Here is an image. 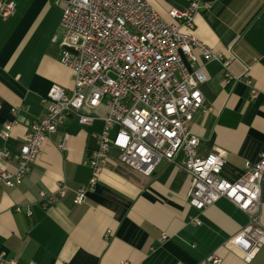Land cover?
Listing matches in <instances>:
<instances>
[{
	"label": "crops",
	"instance_id": "crops-1",
	"mask_svg": "<svg viewBox=\"0 0 264 264\" xmlns=\"http://www.w3.org/2000/svg\"><path fill=\"white\" fill-rule=\"evenodd\" d=\"M11 1L15 12L0 15V133L16 124L8 140L0 135V151L11 152L9 159L0 156V165L14 172L25 134L46 113L44 98L53 85L71 92L74 73L59 61L66 0ZM147 1L173 22L169 11L186 9L191 0ZM195 35L230 61L233 81L226 83L219 61L205 66L203 94L213 111L198 112L191 131L200 139V156L216 148L225 151L222 176L236 181L245 163L257 162L264 153V0H212L211 8L195 18ZM105 112L100 108L98 117ZM102 128L100 119L88 126L69 119L46 141L21 185L10 188L0 182V253L17 264H202L211 255L219 256L221 264H264V247L246 263L226 246L249 220L235 204L220 199L204 211L189 205L191 178L179 166L183 153L178 164L162 163L150 177L111 160L85 204H76L69 193L43 209L41 191L55 193L61 182L73 188L89 183L93 135ZM65 133L70 137L61 150ZM192 218L202 224H193Z\"/></svg>",
	"mask_w": 264,
	"mask_h": 264
},
{
	"label": "built area",
	"instance_id": "built-area-1",
	"mask_svg": "<svg viewBox=\"0 0 264 264\" xmlns=\"http://www.w3.org/2000/svg\"><path fill=\"white\" fill-rule=\"evenodd\" d=\"M211 5L212 0H191L184 10L172 8L169 15L173 22H168L147 0H66L60 21L63 38L59 61L73 71L74 88L68 92L59 85L51 87L44 98L45 115L31 123L19 146L18 168L10 172L0 165V182L10 188L21 185L46 141L69 119L82 126L100 119L103 128L93 135L96 147L88 158L92 170L89 183L73 188L61 182L55 193L41 191L43 209L69 193L74 194L76 204H85L111 160L150 177L162 163L178 164L183 153L179 166L191 178L189 205L204 211L227 199L245 212L248 224L226 246L240 253L246 263L252 262L264 247V153L255 163L247 161L240 177L230 181L222 176L225 151L216 148L200 156V139L191 131L198 112L213 111L203 94L208 82L205 66L219 61L226 83L233 81L228 71L230 61L195 35L196 16ZM15 10V2L7 0L0 15L7 18ZM251 94L255 96L257 91L252 89ZM100 108L106 112L98 117ZM15 124L5 126L0 133L3 139L10 138ZM69 137L64 134L61 150H66ZM0 156L9 159L11 152L3 149ZM15 210L21 212L22 208ZM26 214L32 216L33 212L28 209ZM192 223L202 224L197 218H192ZM205 263L221 264L222 259L211 255ZM0 264L17 262L0 253Z\"/></svg>",
	"mask_w": 264,
	"mask_h": 264
}]
</instances>
